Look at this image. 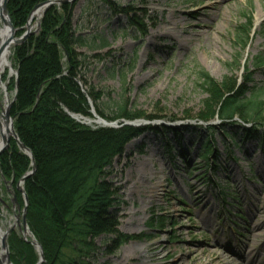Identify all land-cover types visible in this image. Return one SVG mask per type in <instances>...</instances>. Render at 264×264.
<instances>
[{
  "label": "rangeland",
  "instance_id": "obj_1",
  "mask_svg": "<svg viewBox=\"0 0 264 264\" xmlns=\"http://www.w3.org/2000/svg\"><path fill=\"white\" fill-rule=\"evenodd\" d=\"M109 1L53 2L40 17L31 19L32 33L26 39L38 34L50 6L73 5L71 28L75 34L96 38L97 44L102 39L106 43L95 49L75 47L81 93L90 110L92 107L98 117L115 123L112 127L99 126L152 125L200 131L181 130L178 144V138L169 131L162 136L147 130L126 144L121 156L114 159L109 178L110 198L114 200L109 212L117 223L113 227L116 232L100 234L93 240L97 250L89 264H264V146L242 139L236 133L239 121L223 130L215 117L210 122L214 128L211 140L209 125L197 120L209 98L197 80L200 71L218 84L234 79L241 86L243 79L251 77L248 97L258 88L264 90V66L257 63V56L264 57V17L257 20L260 13L264 14V0ZM127 6L134 10L131 14L142 24L140 28L130 25L126 15L114 13ZM26 23L14 27L15 37L25 32ZM249 23L248 39L235 41V29L241 25L248 28ZM18 44L11 49L10 69L1 75L0 111L6 105L1 84H6L9 98L17 88L18 70L12 53ZM65 60L61 59L63 63ZM10 84L13 89L8 90ZM262 92L259 98L264 100ZM90 94L99 97L95 105L106 116L126 104L131 112L160 118L105 119L96 113ZM69 115L74 118L76 114ZM91 115H76L78 119H74L98 127L99 123L87 122L88 118L97 120ZM258 122L253 120L245 126L263 129ZM208 140L216 151L208 161L213 172L206 170L197 152ZM12 190L15 197L9 193ZM15 191L16 184L0 174V200L4 201H0V227L11 228L8 235L20 236L32 245L39 260L28 225L29 234L21 231L23 205ZM14 198L20 206L18 212ZM253 229L257 237L249 238ZM119 234L127 237L121 244Z\"/></svg>",
  "mask_w": 264,
  "mask_h": 264
},
{
  "label": "trees",
  "instance_id": "obj_2",
  "mask_svg": "<svg viewBox=\"0 0 264 264\" xmlns=\"http://www.w3.org/2000/svg\"><path fill=\"white\" fill-rule=\"evenodd\" d=\"M43 1L8 0L7 10L13 26H24L30 10ZM72 8L73 5L69 4H64L62 8L50 6L40 21L38 34L16 45L12 53V59L17 64L18 80L10 116L14 118L13 126L19 140L34 158L35 171L25 179L23 187L28 199L26 223L35 240L41 244L42 264H89L97 250L93 240L100 234L116 232L113 227L117 223L113 212H109L114 202L110 198L109 178L114 159L121 156L127 143L147 130L162 136L169 131L178 138V144L182 139L181 130L200 131L189 127L180 129L152 125L120 128L98 125L93 128L72 118L69 114L92 116L77 82L80 61L75 47L95 49L106 45L103 39L97 44L96 38L75 34L71 28ZM133 11L127 6L115 9L114 13L126 15L130 25H136L138 29L142 24L137 23L135 14H131ZM250 25L248 28L238 26L234 40H247ZM20 32L18 30L17 36ZM63 57L66 58L64 63L61 61ZM257 63L264 66V57L257 56ZM197 80L209 95L197 120L209 125L207 131L211 140L214 128L210 122L216 117L222 122L223 130L226 125L239 121L236 133L242 139H252L264 146V114L260 115L264 112V100L259 98L264 90L258 88L254 91L250 95L254 96L253 100L246 96L251 77L243 79L241 86L234 79L218 84L206 72L200 71ZM11 89L12 84L8 87V90ZM89 96L96 113L105 119L132 121L145 118L154 121L160 118L131 112L126 104L116 107L112 116H106L95 105L99 97ZM253 120H258V126L263 129L245 126ZM210 143L209 140L205 142L197 152L205 161L206 170L213 172V166L208 161L210 157H215L216 151ZM17 149L11 139L8 151L0 154V174L5 181L11 179L13 186L30 168L29 158ZM179 151L185 158L180 146ZM16 197L22 206L19 192H16ZM118 238L120 244L127 239L123 234H119ZM7 244L11 264H36L38 261L33 246L22 237L10 234Z\"/></svg>",
  "mask_w": 264,
  "mask_h": 264
},
{
  "label": "water",
  "instance_id": "obj_3",
  "mask_svg": "<svg viewBox=\"0 0 264 264\" xmlns=\"http://www.w3.org/2000/svg\"><path fill=\"white\" fill-rule=\"evenodd\" d=\"M7 1L8 0H0V17H1V20H2V22L4 24V26L8 27V29L10 30L9 36H7L3 42H0V54L2 53V51H4L7 48V46L9 44L22 43L26 39V37L30 33H32L31 30H30L31 29L30 28L31 27L30 26V21L33 18L34 12L38 8L45 9L48 5H50L53 2H60V1L67 2L68 0H47V1L37 5L32 10L30 15L28 16L26 27H25L26 28L25 32H23V34L21 36H19V37H15L14 36L16 29L14 28L13 24L11 23V19H10L9 13L7 11ZM15 74L17 75V71H15ZM6 88H7L6 84H4L3 91H5V93H6L5 95H7ZM15 96H16V89H14L13 95H12L11 98H9L7 96L6 103H5L6 105H5V107L2 108V111H0V117L2 119L3 124L5 126H9L11 128V131L9 132L8 136H4V135L2 136V146L0 147V154L2 152H4V150L9 147L10 141H11V139H13L15 141L17 147L19 148L18 150H21L25 154H27L30 157V160H31V168H30V170L26 171V173L16 183V190L21 193L22 198H23V202H22L23 203V207H22V210H21L22 211V213H21L22 214L21 215V217H22V223H21L22 224V226H21L22 229H21V231L23 232V234H26V231H28L27 230V224H26V209H27L28 199H27V196H26L25 191H24L23 183H24L25 179H27V177L29 175L34 173L35 164H34V159L32 157V154H31L30 150L28 148H26L21 143V141L18 138V135L16 134V132L14 130L13 119L10 116V107L13 104V102L15 101V98H16ZM90 112L94 115V117L97 119V121L101 122L99 125L109 126V127L115 126V123L107 122L104 119L98 117L95 114V112L93 111L92 107H91ZM73 117L78 119V117L76 115H73ZM130 123L131 122H128V124H130ZM11 182H12V180H11ZM9 193H11L14 196V191L13 190L10 191ZM0 201L2 203H4V201H2V200H0ZM13 204H14L17 212L20 211V206L17 203L16 198L13 199ZM0 215H1V210H0ZM10 231H11V228H7L5 230V232H4V234L2 235L1 240H0L1 249L4 251V253L2 252V255L0 256V264H11L10 257H9V249H8V244H7V236H8ZM30 242L32 244H34V246L37 248V251L39 252V260H38L37 264H40L43 261L42 248H41L40 244L37 241H35L33 236H31Z\"/></svg>",
  "mask_w": 264,
  "mask_h": 264
},
{
  "label": "bare ground",
  "instance_id": "obj_4",
  "mask_svg": "<svg viewBox=\"0 0 264 264\" xmlns=\"http://www.w3.org/2000/svg\"><path fill=\"white\" fill-rule=\"evenodd\" d=\"M42 10H43V8H38L35 12H34V14H33V18L32 19H34V18H38V17H40V15L42 14ZM260 17H264V14L262 13H260L258 16H257V20L260 18ZM9 32H10V30L8 29V27H6V26H4V24H3V22H2V20H1V17H0V42H3L4 40H5V38L7 37V36H9ZM12 46H13V44H9L8 46H7V48L4 50V51H2V53L0 54V79H1V75H3V73L5 72V70H6V68L8 67V68H10L11 67V62H10V54H11V49H12ZM2 85H4L3 83L1 84V86ZM7 96L8 95H6V99H7ZM87 120V119H86ZM91 121H93V122H96V123H101L100 121H97V120H90L89 118H88V120H87V122H91ZM98 124V125H99ZM11 131V128L9 127V126H5L4 124H3V122H2V119H1V117H0V147L2 146V136L4 135V136H8L9 135V132ZM6 228H8V227H6ZM4 232H5V230H3L2 229V227H0V240H1V237H2V235L4 234ZM253 232H254V229L253 230H251V231H249V235H250V237L249 238H256L257 236L255 235V234H253ZM27 234H29V232L28 231H26V235ZM227 248H229V249H233V248H235V246L234 245H227ZM256 248V247H255ZM2 255V251H1V249H0V256ZM247 258V257H246ZM245 264H247V263H245Z\"/></svg>",
  "mask_w": 264,
  "mask_h": 264
}]
</instances>
